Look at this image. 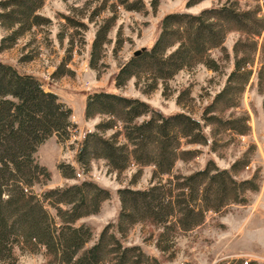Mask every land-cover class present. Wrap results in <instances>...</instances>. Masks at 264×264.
<instances>
[{"label":"trees","instance_id":"16d2710c","mask_svg":"<svg viewBox=\"0 0 264 264\" xmlns=\"http://www.w3.org/2000/svg\"><path fill=\"white\" fill-rule=\"evenodd\" d=\"M87 1L97 2L92 15L106 9L114 11L116 4L129 9L141 4V0H115L110 5L109 0ZM199 1L189 0L187 6ZM44 2L0 1V25L9 31L1 39L0 49L12 46L34 27L50 22L38 13ZM157 3L152 0V6ZM113 23L114 16H110L96 31L93 56L99 55L107 42ZM232 31L241 35L232 47L233 67L206 110L216 103L225 109L236 107L235 95H240L249 81L252 69L248 67L254 62L258 38L264 31V0L262 4L260 0H217L198 13L164 15L153 45L122 64L115 75V85L120 87L131 77L143 76L149 81L150 91L159 80H169L178 71L197 64L218 71L220 66L211 54L219 49L229 58L223 43ZM263 71L261 60L257 72L260 81ZM71 113L54 92L44 90L38 77L0 61V264H17L19 254L25 252H41L46 264H160L156 258L145 256L138 246L122 244L132 225L148 222L160 227L157 248L167 250L172 231L192 230L203 223L206 212H218L229 203H244L245 191L259 188L249 179H236V162L229 169H219L210 162L188 175L175 174L176 160L186 158L187 152L181 149L183 141L206 142L199 121L182 112L164 116L136 98L93 92L86 96L84 119L100 120L79 143L75 154L79 169L85 173L96 160L117 174L136 166L130 184L137 182L143 167L152 166V170L147 187L117 190L120 209L116 222L105 226L96 242L87 247L93 230L76 222L97 213L109 198V191L86 179L44 189L40 196L32 190L51 180L50 170L37 158L39 146L51 136H56L58 143L69 138L74 127ZM142 116L146 118L139 121ZM218 121L223 130L236 129L230 119ZM56 166L63 178L76 177V168L70 163L59 161Z\"/></svg>","mask_w":264,"mask_h":264},{"label":"rangeland","instance_id":"374dc122","mask_svg":"<svg viewBox=\"0 0 264 264\" xmlns=\"http://www.w3.org/2000/svg\"><path fill=\"white\" fill-rule=\"evenodd\" d=\"M1 1V0H0ZM87 0H45L38 13L49 23L34 27L21 36L12 46L0 49V61L10 64L23 73L38 77L46 91L54 92L71 108L70 136L58 143L51 136L37 150L39 162L51 172V180L45 186L36 185L34 194L40 196L44 189L91 180L109 191L97 213L80 218L76 224L92 228L93 235L86 246L96 242L102 229L116 222L120 209L117 190L123 187L141 189L150 182L152 166L143 167L137 182L130 184L136 166L117 174L108 170L104 162L93 161L83 173L75 162V154L82 137L94 129L100 120L84 119L86 96L96 91L114 92L136 98L167 116L186 113L199 121L205 143H184L185 159L176 160L173 172L188 175L203 169L210 162L219 169H229L236 162V179H249L257 183V191L247 190L244 203H229L218 212L208 211L203 223L192 230L175 229L167 240V250L157 248L161 228L148 222H137L128 230L122 244L138 246L147 257L156 258L160 264H235L242 255H255L251 264H264V71L260 81L257 72L264 60L263 38H258V49L248 83L240 95H235L238 105L225 109L216 103L207 109L215 95L226 82L233 67V44L241 35L229 32L223 43L228 53L226 59L219 49L211 57L216 59L218 71L203 64L178 71L171 79L158 81L157 87L147 91L149 81L143 76L131 77L124 85H115V75L135 51L149 49L156 40L164 15L172 12L198 13L217 0H201L187 6L189 0H141V4L126 8L116 4L114 11L106 9L92 15L97 2ZM100 1V0H98ZM115 0H109L107 5ZM128 0L127 3H133ZM249 3V2H248ZM263 3V0H260ZM253 4V3H250ZM135 7V8H134ZM114 16V23L107 33V42L99 55H92V42L98 28ZM9 33L0 25L1 39ZM7 45V44H6ZM263 51V54H262ZM147 91V92H146ZM146 118L140 117L138 120ZM220 119H230L235 130H223ZM244 129V134L239 133ZM189 152V153H188ZM59 161L76 168L75 178H63L56 166ZM52 214L53 210L47 207ZM109 233L112 228H109ZM254 258V257H253ZM17 264H46L41 252L19 254Z\"/></svg>","mask_w":264,"mask_h":264},{"label":"built area","instance_id":"2783aa9c","mask_svg":"<svg viewBox=\"0 0 264 264\" xmlns=\"http://www.w3.org/2000/svg\"><path fill=\"white\" fill-rule=\"evenodd\" d=\"M241 257H242V264H251L252 260L256 258L255 255H251V254H245L242 255Z\"/></svg>","mask_w":264,"mask_h":264},{"label":"water","instance_id":"95a60500","mask_svg":"<svg viewBox=\"0 0 264 264\" xmlns=\"http://www.w3.org/2000/svg\"><path fill=\"white\" fill-rule=\"evenodd\" d=\"M144 48H142V49H140V50H137V51H135L134 53H133V55H136V54H138L141 50H143Z\"/></svg>","mask_w":264,"mask_h":264}]
</instances>
